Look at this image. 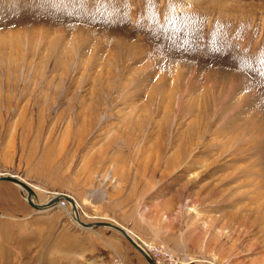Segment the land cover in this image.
<instances>
[{"label":"rangeland","instance_id":"374dc122","mask_svg":"<svg viewBox=\"0 0 264 264\" xmlns=\"http://www.w3.org/2000/svg\"><path fill=\"white\" fill-rule=\"evenodd\" d=\"M0 174L157 264H264V0H0ZM25 194L0 264H147Z\"/></svg>","mask_w":264,"mask_h":264},{"label":"water","instance_id":"95a60500","mask_svg":"<svg viewBox=\"0 0 264 264\" xmlns=\"http://www.w3.org/2000/svg\"><path fill=\"white\" fill-rule=\"evenodd\" d=\"M0 182H9L11 184L16 185L18 188L26 192V201L31 207H33L35 210H43L46 209L45 205H38L36 202V195L33 189L25 183L22 179L16 178L15 176L12 175H0ZM60 201H66L67 203L70 204L71 210L76 211V208L74 207V200L66 195H56L50 200L51 205H55ZM77 214V211L75 212ZM78 215V214H77ZM81 224L82 227L85 228H93V227H107L112 230L117 231L120 233L125 240L144 258L147 264H156L153 259L149 256V254L145 251V249L140 246L137 242L133 240V238L127 233V230H125L122 227H119L117 225H114L112 223L108 222H96V223H81L80 220H77Z\"/></svg>","mask_w":264,"mask_h":264},{"label":"bare ground","instance_id":"6f19581e","mask_svg":"<svg viewBox=\"0 0 264 264\" xmlns=\"http://www.w3.org/2000/svg\"><path fill=\"white\" fill-rule=\"evenodd\" d=\"M0 175H6V174H0ZM59 195V194H58ZM24 197L26 198V194L24 195ZM36 202H37V199H36ZM51 202H50V200L48 201V202H46L45 204H38V205H45L46 206V208H49V207H52V206H54V205H51L50 204ZM59 203V202H58ZM57 204H55V206H56ZM77 202L76 201H74V207L76 208L77 207ZM76 211H71V217L73 218V220H74V222L77 224V225H79V226H81V224L79 223V222H77V220H80L79 219V217H78V215L75 213ZM70 214V213H69ZM81 223H83L82 221H81ZM82 227V226H81ZM83 229H88V228H85V227H82ZM127 233L129 234V232L127 231ZM130 235V234H129ZM131 236V235H130ZM135 242H137L135 239H133ZM138 243V242H137ZM139 244V243H138ZM140 246H142V244H139ZM144 245H146V244H144ZM143 247V246H142ZM146 247H147V245H146Z\"/></svg>","mask_w":264,"mask_h":264},{"label":"built area","instance_id":"2783aa9c","mask_svg":"<svg viewBox=\"0 0 264 264\" xmlns=\"http://www.w3.org/2000/svg\"><path fill=\"white\" fill-rule=\"evenodd\" d=\"M145 248V251L149 254V256L153 259V261L157 264L159 263V260H158V255L160 254V252H158V250L156 249H152L150 247H146L144 246Z\"/></svg>","mask_w":264,"mask_h":264}]
</instances>
